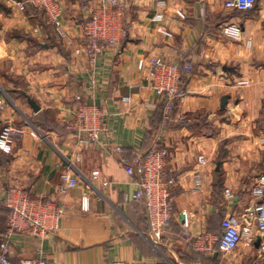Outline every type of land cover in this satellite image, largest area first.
<instances>
[{"label": "crops", "instance_id": "0c3cea01", "mask_svg": "<svg viewBox=\"0 0 264 264\" xmlns=\"http://www.w3.org/2000/svg\"><path fill=\"white\" fill-rule=\"evenodd\" d=\"M21 1L0 0V131L8 124L25 131L11 155L0 151V234L7 230L9 215L3 199L16 184L61 200L66 212L46 235L15 232L10 257L46 264L116 259L129 264H264V233L255 225L254 240L232 253L199 252L191 242L219 233L228 216L242 226L249 222L250 187L264 173V0H257L250 12L227 9L225 0H121L129 29L125 44L105 46L91 57L75 54L84 44L88 13L83 3L91 0H58L73 45L58 39L43 13L21 11ZM159 1L166 6L159 7ZM158 12L163 22L153 21ZM228 23L241 25V41L221 34V25ZM36 27L40 36L32 34ZM161 27L172 37L161 35ZM154 57L193 66L166 127L162 101L138 70L140 59ZM243 80L251 86L236 85ZM77 95L100 106L106 116L109 136L98 146L78 147L67 127ZM126 97L130 103L122 101ZM28 99L36 102L38 112ZM32 130L38 138L30 135ZM156 146L169 151L168 167L179 180L171 225L157 246L142 207L133 200L136 181L121 162ZM115 147L124 149L122 156L113 153ZM72 155L80 157L75 161L79 186L58 198L55 186ZM200 156L205 158L201 166ZM94 171H100V179L91 188ZM196 171L202 174L200 187ZM225 189L236 194L235 202L226 200ZM84 195L88 212L80 207ZM184 213L191 218L187 233Z\"/></svg>", "mask_w": 264, "mask_h": 264}, {"label": "built area", "instance_id": "2783aa9c", "mask_svg": "<svg viewBox=\"0 0 264 264\" xmlns=\"http://www.w3.org/2000/svg\"><path fill=\"white\" fill-rule=\"evenodd\" d=\"M257 0H225L227 9L241 12H250L255 8ZM165 1H159V7L166 6ZM84 10L88 13L87 21L83 24L84 44L75 49L76 55L93 56L101 52L103 47L120 49L128 36L126 19V5L121 0H91L83 3ZM21 11L32 9L45 15L52 26L58 39L65 40L68 45H73L63 22L64 8L58 0H22L18 3ZM184 19L181 11L176 13ZM154 22H163L164 14L158 12L153 17ZM161 35L172 37L165 28H159ZM221 34L231 41L242 40V27L240 24L228 23L221 25ZM32 34L41 35L40 27L32 30ZM138 70L145 74V85L162 101V121L166 127L172 121V112L178 99L182 96V74L186 76L193 72V66L189 63H172L161 57L140 59ZM251 81L243 80L236 83L238 86H251ZM77 108L72 112V118L68 121V129L78 147H95L101 142L102 137L109 136V128L106 116L100 106L88 104L83 101L81 95L75 97ZM122 101L130 103L129 97ZM0 106L2 102L0 101ZM25 131L22 127L5 125L0 131V151L12 154L16 145L21 143ZM30 135L38 138V131L32 130ZM264 144V138L261 139ZM113 153L122 156L124 149L115 147ZM170 153L166 148L154 147L143 153L136 152L132 160H121L126 174L134 179L137 189L133 196L134 202L142 207L154 245H159L166 232L169 230L174 215V193L179 185L178 178L172 169L168 167ZM80 157L72 155L65 159L64 169L59 174L58 183L55 186L56 196L65 197L78 188L80 176L75 166V161ZM205 158H198V165H204ZM90 187L100 179V171L92 172ZM196 187L202 185V174L196 171L194 175ZM108 186V182L103 183ZM89 188V186H88ZM251 203L247 214L249 222L244 226L237 223L233 217H226L221 224L220 235L204 234L191 240L193 247L199 252H213L216 246L224 253H232L239 246L254 240L252 227L255 225L259 233H264V173L256 177L250 187ZM224 196L228 202L237 200L236 194L231 189L224 190ZM4 206L8 209L7 230L0 234V264H46L42 260H16L10 257V238L15 232L31 230L37 235H46L58 227L64 217L66 209L61 200H51L42 194H32L20 184L10 187L3 199ZM81 210H90V201L87 195L81 198ZM191 218L187 213L183 214V229L189 231ZM103 264H129L126 261L116 259L107 260Z\"/></svg>", "mask_w": 264, "mask_h": 264}, {"label": "water", "instance_id": "95a60500", "mask_svg": "<svg viewBox=\"0 0 264 264\" xmlns=\"http://www.w3.org/2000/svg\"><path fill=\"white\" fill-rule=\"evenodd\" d=\"M226 101H227V98H224L223 101H222L223 105L226 104ZM28 103L32 107V109L34 110V112H38L40 110V108L37 106V104H36V102L34 100L28 99Z\"/></svg>", "mask_w": 264, "mask_h": 264}, {"label": "trees", "instance_id": "16d2710c", "mask_svg": "<svg viewBox=\"0 0 264 264\" xmlns=\"http://www.w3.org/2000/svg\"><path fill=\"white\" fill-rule=\"evenodd\" d=\"M256 6V5H255ZM254 10V9H253ZM239 12H241V11H239ZM193 73V72H192ZM191 73V74H192ZM185 77H186V75L185 74H182V81L184 82V79H185ZM216 188L218 189V190H220V186H216ZM147 221V220H146ZM220 233H221V231L219 232V233H217L218 235H220ZM216 250H220V248H219V245H217L216 246Z\"/></svg>", "mask_w": 264, "mask_h": 264}]
</instances>
